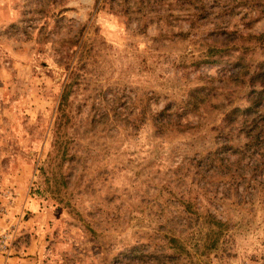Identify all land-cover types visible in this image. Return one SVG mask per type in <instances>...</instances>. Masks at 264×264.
Segmentation results:
<instances>
[{"label":"rangeland","instance_id":"rangeland-1","mask_svg":"<svg viewBox=\"0 0 264 264\" xmlns=\"http://www.w3.org/2000/svg\"><path fill=\"white\" fill-rule=\"evenodd\" d=\"M262 62L264 0H0V264H264Z\"/></svg>","mask_w":264,"mask_h":264},{"label":"trees","instance_id":"trees-1","mask_svg":"<svg viewBox=\"0 0 264 264\" xmlns=\"http://www.w3.org/2000/svg\"><path fill=\"white\" fill-rule=\"evenodd\" d=\"M259 67H260V72H259V74H257L258 75V77L257 78H261V77H263L264 78V62H262L260 65H259ZM263 87H264V85H263ZM263 93V92H262ZM260 101V99L258 100V101H256V102H259ZM217 226L219 227L218 229H216V230H219V231H217V232H219V235L220 234H222V232H223V227L224 226H222L223 224L220 222V221H218L217 223ZM215 230V229H214ZM215 245L213 244V245H211V247H210V249H212V248H215L214 247Z\"/></svg>","mask_w":264,"mask_h":264},{"label":"crops","instance_id":"crops-1","mask_svg":"<svg viewBox=\"0 0 264 264\" xmlns=\"http://www.w3.org/2000/svg\"><path fill=\"white\" fill-rule=\"evenodd\" d=\"M24 261V260H23ZM23 261H19V262H23ZM27 261H29V260H27ZM9 263L10 264H12V263H14V261H12L11 259L9 260ZM16 263V262H15Z\"/></svg>","mask_w":264,"mask_h":264}]
</instances>
